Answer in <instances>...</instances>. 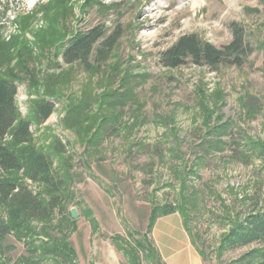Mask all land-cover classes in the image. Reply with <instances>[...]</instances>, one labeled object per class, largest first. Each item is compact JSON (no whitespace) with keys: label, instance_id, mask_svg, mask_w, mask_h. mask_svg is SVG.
Returning a JSON list of instances; mask_svg holds the SVG:
<instances>
[{"label":"rangeland","instance_id":"obj_1","mask_svg":"<svg viewBox=\"0 0 264 264\" xmlns=\"http://www.w3.org/2000/svg\"><path fill=\"white\" fill-rule=\"evenodd\" d=\"M233 23L247 30L256 47L243 68L212 71L193 64L179 69L161 66L160 53L179 37L195 33L221 47L232 40ZM96 26H103L108 36L120 28L122 35L114 51L101 62L92 56L94 72L80 63L66 65L61 54L68 40ZM119 69L121 76L132 75L134 83L141 79L134 92L147 98L146 122L132 135L122 129L103 140L96 148L99 154L89 159L82 136L72 129L68 111L86 90L104 92L100 71L107 74ZM0 75L17 83V102L22 115L34 123L36 146L50 153L57 166L64 157L53 149L55 138L67 146L66 157L72 154L69 171L75 178L71 191H62V207L67 216L72 208L79 212L75 224L65 221L63 235L68 236L74 257L65 261L43 254L51 225L34 222V231L21 238L0 230V264H131L117 237L135 247L134 239L140 240L147 232L153 207L180 204L181 182L174 177L173 165L191 171L188 181L195 194L186 222L199 235L195 240L206 253L205 264H245L253 256L244 255L264 252L261 242L221 248L232 221L243 222L251 211L264 209V164L255 159L245 165L224 157L230 153L213 150L197 158L195 152L188 151L187 143L195 129L205 126L200 103L210 100L213 105L211 95L220 101L219 90L224 98L213 123L222 114L224 121L230 117L236 121V140L241 141L244 132L264 138V0H0ZM119 84L117 80L113 87ZM246 95L256 98L261 107L254 120L241 115L240 98ZM43 98L56 103L54 114L45 123L39 122L35 111V104ZM168 115L174 118L170 129L165 127L170 122ZM129 118L128 114L123 119ZM173 127L178 142L171 133ZM125 135H131L128 141ZM223 139L229 141L228 136ZM137 140L145 148L134 146L139 152L129 155V143ZM171 141L179 145L175 154L185 156V163L168 150ZM192 141L199 139L193 136ZM156 149L164 151L163 159L155 156ZM10 178L22 179L48 197L44 186L32 183L22 173ZM250 195L254 199L245 200ZM229 212L234 214L229 216ZM62 218L56 214L52 225L61 223ZM8 221L0 204V229ZM42 228L47 235L42 234ZM139 258L141 264H151L142 251Z\"/></svg>","mask_w":264,"mask_h":264},{"label":"trees","instance_id":"obj_2","mask_svg":"<svg viewBox=\"0 0 264 264\" xmlns=\"http://www.w3.org/2000/svg\"><path fill=\"white\" fill-rule=\"evenodd\" d=\"M121 35L120 28H118L108 36L103 26L80 31L66 43L61 54L63 62L66 65L80 63L90 72H94L92 56H95L94 61L97 62L106 59L114 51ZM259 47L258 44L257 48ZM255 49V45L247 37V30L242 25L233 23L232 40L228 44L217 47L210 42L203 41L198 34H185L160 53L159 62L166 69H179L188 64L202 68L207 67L212 71H218L221 67L243 68ZM121 74L120 69L112 70L107 74L105 71H100L99 75H102L101 85H105L104 92L97 94L94 90H86L79 102L73 103L68 111L73 119L72 129L82 136L84 154L89 159L99 154L96 148L103 140L108 139L113 134H118L122 129L128 130V133L132 135L146 122L147 111L144 108L148 104L145 100L147 98H139L134 92V86L138 85L141 79L134 83L131 80L132 75L121 76ZM104 80L107 82L105 83ZM117 80L120 84L114 88L113 85ZM219 92L216 95L221 96L220 101H216L211 95L213 105L209 104L210 100L207 103L205 101L200 103L204 129H206L204 132L203 128L195 129L192 132L191 140L187 142L188 151L195 152L197 158L210 154L212 150L227 152L230 154L224 155V157L231 161L249 165L253 160L260 159L261 163L264 164V138H253L244 132L243 139L241 141L236 140L234 133L236 121L231 117L224 121L222 114H218L213 123L214 115L219 111L221 112L222 109H220L219 103H223L224 92L222 90ZM17 96V83L0 75V204L5 208L9 220L6 224L1 225V234L13 233L21 238L34 231L32 226L34 222L50 224L51 226L48 228L49 241L43 244V254L59 256L66 261L69 260L70 256L74 257L75 251L67 240L68 236H63L65 221L69 220L73 224L77 221L72 219L71 212L69 216L65 215L61 194L63 190H66L64 192L71 191V184L75 178L70 173L72 170L69 171L72 168L73 156L71 154L66 157L65 155L69 154L67 146L59 138H55L53 149L57 154L64 157L61 159V164L57 166L50 153H45L42 148L36 146L32 131L34 123L22 115ZM129 102L130 105L126 109L125 106ZM240 106L241 115L245 114L247 119L254 120L261 113L258 101L252 96L246 95L240 98ZM55 109V101H51L49 98H43L35 104L36 116L41 123H45L54 114ZM128 114L130 118L124 121L123 118ZM167 118L170 122H167L165 127L170 129V124H174V118L170 115ZM175 128L171 129V133L178 142L179 136L175 134ZM131 135H125L123 138L128 141ZM193 136L199 141H192ZM225 136H228L229 141L223 139ZM8 140L10 141L8 142ZM19 145L20 147H17ZM134 146H138L141 150L145 148L141 141H132L128 145L129 155L139 152V149H132ZM177 147L179 148V145H174L171 141L168 150L175 154L178 151V149L175 150ZM156 155L163 159L164 151L156 149ZM176 157L185 163V156ZM97 160L101 159L98 158ZM173 172L177 182H181L180 204L167 203L162 207H153L147 232L142 235L140 240L134 239L135 247L126 239L117 237L118 241H122V243L117 241L120 249L130 259L131 264H141L139 251H142L143 256L151 264H165L150 234L159 217L175 212L182 216L194 246L204 261L207 260L206 253L198 247V242L195 240L199 237L198 233H193L187 226L189 221L188 210L195 194V189L190 187L191 181H188V174L191 171L187 170V166L180 169L179 166L173 165ZM13 173H22L23 177L32 183L44 186L48 197L46 198L43 192L35 191L24 180L19 181L10 178ZM244 198L245 200L254 199L251 195ZM224 208L229 211L228 207ZM56 214H60L63 221L53 226L52 221ZM232 214L234 212L228 213L229 216ZM231 226V229L223 234L221 248L224 245L264 243V209L251 211L243 222L235 223L232 221ZM42 230L44 229L42 228ZM57 230L59 233L56 235ZM42 234L47 235L45 230ZM130 237L133 238V235ZM250 256L253 258L245 264H264V252L255 250L244 255L246 258Z\"/></svg>","mask_w":264,"mask_h":264},{"label":"crops","instance_id":"obj_3","mask_svg":"<svg viewBox=\"0 0 264 264\" xmlns=\"http://www.w3.org/2000/svg\"><path fill=\"white\" fill-rule=\"evenodd\" d=\"M150 236L165 264H205L178 212L159 217Z\"/></svg>","mask_w":264,"mask_h":264},{"label":"water","instance_id":"obj_4","mask_svg":"<svg viewBox=\"0 0 264 264\" xmlns=\"http://www.w3.org/2000/svg\"><path fill=\"white\" fill-rule=\"evenodd\" d=\"M71 217L72 219H77L79 217V212L76 208L71 209Z\"/></svg>","mask_w":264,"mask_h":264}]
</instances>
